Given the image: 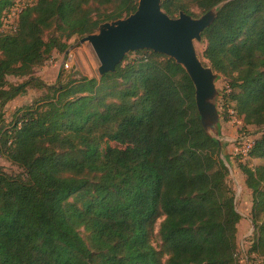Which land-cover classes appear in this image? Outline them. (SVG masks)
<instances>
[{"label":"trees","instance_id":"16d2710c","mask_svg":"<svg viewBox=\"0 0 264 264\" xmlns=\"http://www.w3.org/2000/svg\"><path fill=\"white\" fill-rule=\"evenodd\" d=\"M223 1L163 0L162 8L177 17ZM138 3L34 0L16 30H4L15 2L0 0V150L22 169L0 166V264H239L242 216L229 168L180 64L140 49L99 78L47 85L33 75L73 37ZM202 35L204 57L227 82L224 105L244 127L261 128L239 167L252 193L250 250L264 258V0H228ZM10 75L30 78L12 84ZM29 86L47 93L4 123L2 109Z\"/></svg>","mask_w":264,"mask_h":264},{"label":"water","instance_id":"95a60500","mask_svg":"<svg viewBox=\"0 0 264 264\" xmlns=\"http://www.w3.org/2000/svg\"><path fill=\"white\" fill-rule=\"evenodd\" d=\"M163 0H139L130 15L101 23L96 32L81 39L88 42L99 62V74L115 72L127 53L140 49L153 50L173 58L190 76L195 87V99L205 131L220 147V113L217 106L220 78L213 67L199 57L196 42H202L203 31L216 20L223 1L199 17L180 11L171 17L162 8Z\"/></svg>","mask_w":264,"mask_h":264},{"label":"rangeland","instance_id":"374dc122","mask_svg":"<svg viewBox=\"0 0 264 264\" xmlns=\"http://www.w3.org/2000/svg\"><path fill=\"white\" fill-rule=\"evenodd\" d=\"M13 1L17 2L19 0ZM22 1L28 3L34 0ZM192 12L194 14L192 16L194 17H199L205 13H202L197 7H193ZM81 39L82 38L79 37H73L70 40L71 45L65 53L54 51L53 55L47 60V62H44L41 66L35 68L33 73L34 77L40 79L47 85L55 84L57 81H65L70 76H73V78L81 76L99 78L101 76L98 71L100 62L92 46L88 42H81ZM205 46L206 43L204 38L202 42H196L199 57L205 65H210V62L203 54ZM130 56L135 57L136 54H130ZM29 78L30 75L21 77L10 75L8 76V82L12 84H21ZM216 85L219 89L217 106L220 113L219 129L222 141L221 158L229 168L228 183L235 191L236 208L242 216L240 223L238 224L236 256L239 264H254L255 259L250 250L255 238V226L251 220L252 193L246 186L245 176L239 167V164L246 161L247 157L235 155L233 153V144L234 140L241 134H246L256 139L260 134L259 132L261 131V128L253 125L244 127L243 123L236 116L232 106L227 107L224 105L225 99L223 91L224 88L227 87L226 80L220 76ZM46 93L47 90L45 88L34 86L27 87L25 92L6 104L2 109V119L4 120V123L12 120L14 112L19 107L31 104ZM2 124L3 122L0 119V126ZM225 143L227 144L226 146ZM226 156H228L229 161ZM260 162L261 160L252 159L249 163L251 165H257ZM0 166L8 173H19L22 171V169L9 158L8 153H5L4 149L0 150ZM162 220L163 218L158 220L154 231V244L156 246L161 242L158 232Z\"/></svg>","mask_w":264,"mask_h":264},{"label":"built area","instance_id":"2783aa9c","mask_svg":"<svg viewBox=\"0 0 264 264\" xmlns=\"http://www.w3.org/2000/svg\"><path fill=\"white\" fill-rule=\"evenodd\" d=\"M26 3L22 0L15 2V4L5 11L3 16V29L4 30H16L17 24L16 19L18 14L22 11L23 7ZM255 138L250 137L246 134L239 135L233 144V153L235 155H240L243 157H247L250 149L254 144ZM255 261L254 264H264V258L253 255Z\"/></svg>","mask_w":264,"mask_h":264}]
</instances>
